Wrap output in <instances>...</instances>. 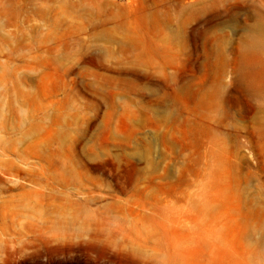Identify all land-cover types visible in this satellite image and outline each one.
<instances>
[{
  "label": "rangeland",
  "instance_id": "374dc122",
  "mask_svg": "<svg viewBox=\"0 0 264 264\" xmlns=\"http://www.w3.org/2000/svg\"><path fill=\"white\" fill-rule=\"evenodd\" d=\"M0 264H264V0H0Z\"/></svg>",
  "mask_w": 264,
  "mask_h": 264
},
{
  "label": "bare ground",
  "instance_id": "6f19581e",
  "mask_svg": "<svg viewBox=\"0 0 264 264\" xmlns=\"http://www.w3.org/2000/svg\"><path fill=\"white\" fill-rule=\"evenodd\" d=\"M261 29L263 30V27H262V28H260V30H261Z\"/></svg>",
  "mask_w": 264,
  "mask_h": 264
}]
</instances>
